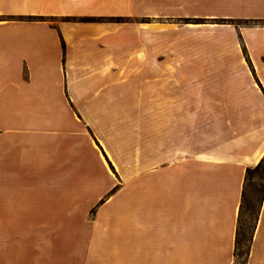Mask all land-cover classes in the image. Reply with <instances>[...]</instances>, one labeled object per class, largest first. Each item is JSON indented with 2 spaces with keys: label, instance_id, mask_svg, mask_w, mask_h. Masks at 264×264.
I'll return each mask as SVG.
<instances>
[{
  "label": "crops",
  "instance_id": "0c3cea01",
  "mask_svg": "<svg viewBox=\"0 0 264 264\" xmlns=\"http://www.w3.org/2000/svg\"><path fill=\"white\" fill-rule=\"evenodd\" d=\"M263 157L264 0H0V264H236Z\"/></svg>",
  "mask_w": 264,
  "mask_h": 264
},
{
  "label": "rangeland",
  "instance_id": "374dc122",
  "mask_svg": "<svg viewBox=\"0 0 264 264\" xmlns=\"http://www.w3.org/2000/svg\"><path fill=\"white\" fill-rule=\"evenodd\" d=\"M155 75L160 76L161 74H155ZM197 75H199V74H197ZM200 75L202 76V80H204L205 77L209 76L210 74H200ZM212 75H214V74H212ZM215 75H219V74H215ZM244 75L245 74H242V73L234 74V76H237L236 79H239V80H245ZM253 75H254L255 80L258 81L257 74L253 73ZM171 76H174V74H171ZM122 171H123L124 176L126 175V173H128L127 172L128 170H126V169H123ZM262 184H263L262 182H259L256 179L255 180L253 179V181H252V185H256L258 187V189L261 188ZM247 195H248L249 200L253 201L252 206L254 207V215L253 216L251 215V211L250 212L246 211V213H245V216L243 219V230H245L244 236L246 237L247 241L243 240V242H241V244H240V251L238 253L240 255V257L236 258V260H235L236 264H242V262L245 260L244 253L246 252L247 247L249 246L248 240L250 239V236H251L252 228H253V225L255 222V216L257 214L258 206H259L260 194H254L251 186H248V188H247ZM130 200H131L130 197L127 195H120V194L118 195L117 194L114 198L112 205L110 206V210L113 212L112 213V217H113L112 220L113 221L120 220V222H123V224H124L123 226H125V227L130 225V221H129V218L131 217L130 216V213H131V201ZM145 204H146V201L144 199V196L143 197L139 196L138 200L136 198H134V205H133L134 207L133 208L135 209L136 206H140V210H141V211L139 210L137 212L136 216H133L134 218L139 219L138 226L141 224L143 226L145 225V220H146ZM99 222L101 225L106 224V221L104 219H100Z\"/></svg>",
  "mask_w": 264,
  "mask_h": 264
},
{
  "label": "trees",
  "instance_id": "16d2710c",
  "mask_svg": "<svg viewBox=\"0 0 264 264\" xmlns=\"http://www.w3.org/2000/svg\"><path fill=\"white\" fill-rule=\"evenodd\" d=\"M118 21L124 22L123 19H118ZM248 24V23H246ZM253 179L262 182V186L260 189L256 185H252ZM248 186H251L253 189L254 194H260V199H259V206H258V211L255 216V222L252 228L251 236L250 239L248 240L249 246L247 247L246 252L244 253L245 255V260L242 262V264H247L248 261V256L250 253V248L251 244L253 241V236L257 227V222L259 220L260 212L264 203V157L262 160L259 162V164L254 167V168H249L246 172V177H245V184H244V189H243V194H242V202L240 206V211H239V220H238V228H237V238H236V249H235V259L237 257H240L238 254L240 251V244L241 242L247 241L246 237L244 236L245 230H243V219L245 216L246 211L250 212L251 215H254V207L252 206L251 200H249L248 195H247V188ZM252 208H251V207Z\"/></svg>",
  "mask_w": 264,
  "mask_h": 264
}]
</instances>
